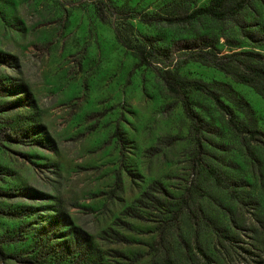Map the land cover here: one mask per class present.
Segmentation results:
<instances>
[{
  "label": "rangeland",
  "instance_id": "1",
  "mask_svg": "<svg viewBox=\"0 0 264 264\" xmlns=\"http://www.w3.org/2000/svg\"><path fill=\"white\" fill-rule=\"evenodd\" d=\"M96 1L0 0V264H264V146L190 90L195 136L154 68L116 41L115 16L99 21ZM109 1L165 17L210 0ZM132 23L162 51L207 35L224 52L264 54L248 38L262 35L264 0L224 21ZM178 73L230 84L264 131L253 87L198 62Z\"/></svg>",
  "mask_w": 264,
  "mask_h": 264
},
{
  "label": "trees",
  "instance_id": "2",
  "mask_svg": "<svg viewBox=\"0 0 264 264\" xmlns=\"http://www.w3.org/2000/svg\"><path fill=\"white\" fill-rule=\"evenodd\" d=\"M175 1L173 0V2ZM183 1L193 4L196 0ZM251 1L253 0H210L205 6L180 11L173 16L165 17H159L156 13L136 12L124 6H116L109 0H98L94 7L97 18L101 22H108L107 15L109 13L115 16V21L112 24L116 41L136 56L138 67L154 68L167 91L180 101L184 114L190 121V131L195 136H198L203 130V124L192 107L188 95L190 90L200 91L208 96L227 117L228 126L234 133L246 136L250 141L264 146V131L256 126V119L249 102L239 96L230 84L219 82L214 87L211 83L186 78L178 73V69L182 65L191 61L198 62L218 70L235 82L253 87L257 93L264 97V54L251 51L224 52L217 46L216 40L207 35L178 40L173 43V50L171 48V50L164 49L162 51V48L158 47L151 37L139 33L132 23L137 21L146 26L157 24L187 26L202 18L224 21L238 16ZM248 38L252 43L263 45L264 28L260 37L250 34ZM174 52H178L176 57L182 58L179 63L176 59L171 58L168 63H163L161 66L154 65L159 54L169 53L171 55ZM217 87L221 88L226 99L243 114L244 122L238 120L234 107L223 100Z\"/></svg>",
  "mask_w": 264,
  "mask_h": 264
}]
</instances>
